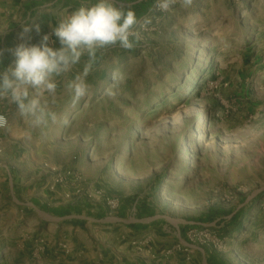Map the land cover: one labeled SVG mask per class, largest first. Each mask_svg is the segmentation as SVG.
Segmentation results:
<instances>
[{"label":"rangeland","instance_id":"obj_1","mask_svg":"<svg viewBox=\"0 0 264 264\" xmlns=\"http://www.w3.org/2000/svg\"><path fill=\"white\" fill-rule=\"evenodd\" d=\"M115 2L151 23L137 27L134 49L98 51L92 93L68 102L44 165H75L77 182L117 203L110 212L126 201L156 215L160 246L150 231L131 242L148 257L264 264V0L170 12ZM6 224L0 215V264H58Z\"/></svg>","mask_w":264,"mask_h":264},{"label":"crops","instance_id":"obj_2","mask_svg":"<svg viewBox=\"0 0 264 264\" xmlns=\"http://www.w3.org/2000/svg\"><path fill=\"white\" fill-rule=\"evenodd\" d=\"M82 2L94 0H0V72L14 63L13 51L21 43L38 44L47 34L49 46L59 48L53 29L60 13L71 12ZM26 23L40 24V33L33 28L22 39ZM98 55L87 79L97 74ZM87 59L83 56L72 71L57 78L56 123L33 128L19 117L15 105L0 102V113L7 118V126L0 128V206L6 207L0 215L26 247L42 249L58 264H170L131 246L145 231L152 233L154 247L160 246L157 216L147 215L144 205L129 208L123 201L116 212H110L107 202L100 200L109 199L107 195L67 175L74 172L71 164L60 170L44 165L51 162L52 140L58 137L62 111L72 100L65 82L82 71ZM192 251L202 253L201 248Z\"/></svg>","mask_w":264,"mask_h":264},{"label":"clouds","instance_id":"obj_3","mask_svg":"<svg viewBox=\"0 0 264 264\" xmlns=\"http://www.w3.org/2000/svg\"><path fill=\"white\" fill-rule=\"evenodd\" d=\"M193 3L194 0H156L155 7L170 12L177 4L187 9ZM150 23V17L138 19L134 9L117 6L114 0L82 2L71 12L64 10L53 29L59 48L49 46L50 37L45 34L38 44L21 43L14 49V63L0 72V102L15 105L19 117L33 128L56 123L58 114L53 107L57 103V78L72 71L87 55L82 71L65 82L75 106L89 92L87 77L97 52L117 45L134 49L137 27L147 28ZM33 28L40 33V24H23L20 37L23 39ZM6 126L7 118L0 115V127Z\"/></svg>","mask_w":264,"mask_h":264},{"label":"built area","instance_id":"obj_4","mask_svg":"<svg viewBox=\"0 0 264 264\" xmlns=\"http://www.w3.org/2000/svg\"><path fill=\"white\" fill-rule=\"evenodd\" d=\"M0 115H4V114H2V113H0ZM5 116V115H4ZM6 117V116H5ZM0 128H4V127H0ZM67 175H70V176H72V178H74V180L77 182V178L75 177V175L73 174V172L72 171H67ZM107 204L111 207H115L116 205H117V203L115 202V201H110L109 199H107ZM192 234H191V231L187 234V237H189L190 238V236H191Z\"/></svg>","mask_w":264,"mask_h":264}]
</instances>
